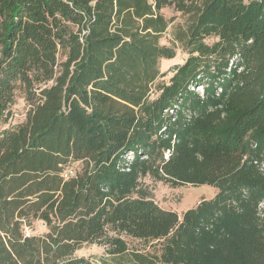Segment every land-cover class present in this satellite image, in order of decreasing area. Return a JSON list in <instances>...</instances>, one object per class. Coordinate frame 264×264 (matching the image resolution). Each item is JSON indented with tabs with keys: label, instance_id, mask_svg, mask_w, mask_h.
<instances>
[{
	"label": "trees",
	"instance_id": "obj_1",
	"mask_svg": "<svg viewBox=\"0 0 264 264\" xmlns=\"http://www.w3.org/2000/svg\"><path fill=\"white\" fill-rule=\"evenodd\" d=\"M18 93L0 264H97L77 251L126 237L158 247L136 264H264V0H0V122ZM146 177L218 192L180 215Z\"/></svg>",
	"mask_w": 264,
	"mask_h": 264
},
{
	"label": "rangeland",
	"instance_id": "obj_2",
	"mask_svg": "<svg viewBox=\"0 0 264 264\" xmlns=\"http://www.w3.org/2000/svg\"><path fill=\"white\" fill-rule=\"evenodd\" d=\"M163 13L167 17L177 15L175 20L176 22L183 20L171 7L164 8ZM169 39L170 32H167L161 37L160 41L162 43L169 44ZM213 40V37L207 38V41L210 43H212ZM186 57L187 54L181 48H178L175 58L162 60L160 67L162 72H166V75L162 79L166 81L169 80L170 76L173 74L169 70L175 66V64L183 63ZM28 108L29 106L22 93H18L16 103L13 105L11 110L10 118L7 123L0 122V129L24 121ZM74 166L76 167L78 164H74ZM144 182L149 186L154 200L161 207L175 210L180 215H182L186 209L196 206L201 200L214 197L218 192V188L210 185H173L162 180H155L152 177H146ZM45 229L46 227L41 221H36L33 227L28 228L27 231L29 233H42ZM126 240L129 243L130 250L122 256L109 255L104 245L96 243H85L77 251V255L91 257L97 264H136L132 253L133 251L142 252L150 256L151 253L158 249V247L155 248V246L151 245V243H146L145 241L137 238L126 237Z\"/></svg>",
	"mask_w": 264,
	"mask_h": 264
},
{
	"label": "built area",
	"instance_id": "obj_3",
	"mask_svg": "<svg viewBox=\"0 0 264 264\" xmlns=\"http://www.w3.org/2000/svg\"><path fill=\"white\" fill-rule=\"evenodd\" d=\"M199 88L201 89V91H203L202 86H199ZM165 111H167V110H165ZM68 173L69 174L73 173V170H69L66 175H68Z\"/></svg>",
	"mask_w": 264,
	"mask_h": 264
}]
</instances>
